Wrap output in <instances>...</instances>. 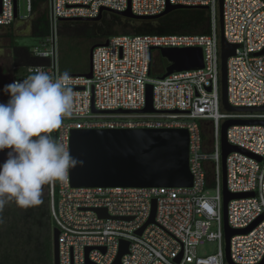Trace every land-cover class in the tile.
I'll list each match as a JSON object with an SVG mask.
<instances>
[{
  "label": "built area",
  "instance_id": "built-area-1",
  "mask_svg": "<svg viewBox=\"0 0 264 264\" xmlns=\"http://www.w3.org/2000/svg\"><path fill=\"white\" fill-rule=\"evenodd\" d=\"M169 6L204 9L208 33L117 35L98 43L92 51L91 78L69 75L75 93L73 109L51 135L68 147L72 130L186 129L192 187L75 189L68 177L64 182L46 184L51 217L59 233L58 264H114L121 242L127 243V252L120 264H226L221 125L226 120H264V112H227L221 105L219 0H26L23 16L18 0H0V29L16 22L32 23L43 13L48 22V36L29 48L32 57L47 62L14 66L11 83L26 78L29 69L62 74L56 64L61 19H92L128 9L137 17H154ZM222 28L224 40L237 46L226 64L228 104L263 107L264 53L258 54L264 51V0H223ZM186 47L201 48L202 69L164 79H159L164 70L151 73L154 51ZM148 85L157 113H113L142 110ZM226 140L260 159L240 153L226 158L227 190L253 194L228 203L229 228L246 229L260 219L250 232L230 239V260L233 264H259L264 259V126H230ZM153 200L154 223L138 235L149 220ZM94 209L103 210V215ZM204 241L215 242L216 252L197 255V247Z\"/></svg>",
  "mask_w": 264,
  "mask_h": 264
},
{
  "label": "water",
  "instance_id": "water-1",
  "mask_svg": "<svg viewBox=\"0 0 264 264\" xmlns=\"http://www.w3.org/2000/svg\"><path fill=\"white\" fill-rule=\"evenodd\" d=\"M222 2L219 0L220 23V95L221 105L227 112H264L260 108H235L227 102L226 64L234 55L236 45L228 44L222 31ZM15 3V2H14ZM183 6H169L162 14L154 17H137L126 10L114 13L128 19L155 20L171 11L185 9ZM101 14L92 19L76 18L71 21H99ZM60 21H64L61 19ZM31 24V23H30ZM30 35V34H28ZM105 43L104 45H106ZM94 44L88 51L89 70L83 76L91 78V56ZM160 56L167 63L164 74L159 79L179 72L194 71L203 68V54L199 47L161 48ZM264 51L258 55L263 54ZM93 112H96L93 110ZM113 113H157L152 106V86L146 87L145 107L140 111L117 110ZM233 125H262L264 120H226L221 125V170L223 183V222H224V253L226 264L230 260L229 242L237 234H247L260 219L246 229L234 230L227 224V205L231 200L253 196L252 193H230L226 187V158L231 153H240L260 160L259 157L230 145L226 140V130ZM188 132L178 128H136V129H83L72 130L69 134L68 149L80 163L69 170L68 180L75 189H146V188H189L192 187V175L189 170ZM7 151L0 152V163L6 159ZM43 197H48L46 185ZM155 200L147 223L137 231L140 235L145 226L154 223ZM100 216L104 211L94 209ZM58 230H52V264H58ZM127 252V243L121 242L119 254L114 264H120V258ZM179 262V259L177 260ZM264 264V259L259 263Z\"/></svg>",
  "mask_w": 264,
  "mask_h": 264
},
{
  "label": "clouds",
  "instance_id": "clouds-1",
  "mask_svg": "<svg viewBox=\"0 0 264 264\" xmlns=\"http://www.w3.org/2000/svg\"><path fill=\"white\" fill-rule=\"evenodd\" d=\"M8 96L0 103V216L14 202L22 208L43 203L44 186L67 180L69 170L80 161L52 133L71 114L75 93L67 72L49 75L29 69L26 78L3 88Z\"/></svg>",
  "mask_w": 264,
  "mask_h": 264
},
{
  "label": "trees",
  "instance_id": "trees-1",
  "mask_svg": "<svg viewBox=\"0 0 264 264\" xmlns=\"http://www.w3.org/2000/svg\"><path fill=\"white\" fill-rule=\"evenodd\" d=\"M30 30V36L36 40L48 36V22L44 13L31 23ZM207 33V14L200 8L174 10L155 20H134L103 13L96 22L63 21L57 31L61 40L80 41L83 44L81 53L86 56L92 45L117 35L164 36ZM86 44L90 45L88 49ZM11 50L13 67L47 62L45 59L32 57L28 47L14 45L13 42ZM54 227L49 197H43L41 205L29 208L19 207L14 202L9 203L0 216V264H52Z\"/></svg>",
  "mask_w": 264,
  "mask_h": 264
},
{
  "label": "rangeland",
  "instance_id": "rangeland-1",
  "mask_svg": "<svg viewBox=\"0 0 264 264\" xmlns=\"http://www.w3.org/2000/svg\"><path fill=\"white\" fill-rule=\"evenodd\" d=\"M18 11L19 15H26V0H18ZM122 17V16H121ZM124 18V17H122ZM18 22L14 24V29L16 28L14 36L11 37V42L17 46H25L31 48L33 46L38 45V41L33 39L30 35H25L28 33V30L23 31L22 27H17ZM27 27V26H26ZM9 31L5 30L4 32H0V45L1 48L5 45L10 46V38L7 36ZM16 34H23L22 36H18ZM89 44H86V48H89ZM8 48V47H7ZM83 48V44L78 40H67V39H59L57 37V47H56V64L60 72H67L69 74H85L89 70L88 65V56L83 55L81 50ZM6 52H10L8 49ZM2 58H0V62H3ZM8 62V60H5ZM166 67V61L161 58L160 53L154 51L153 52V60L151 66V73H161ZM217 250V245L215 242H207L204 241L203 244L197 247V255L206 256L215 253Z\"/></svg>",
  "mask_w": 264,
  "mask_h": 264
},
{
  "label": "flooded vegetation",
  "instance_id": "flooded-vegetation-1",
  "mask_svg": "<svg viewBox=\"0 0 264 264\" xmlns=\"http://www.w3.org/2000/svg\"><path fill=\"white\" fill-rule=\"evenodd\" d=\"M16 25L21 26L23 31H26L29 26L30 23H17ZM14 25L8 27V28H2L0 29V32H4L5 30L9 31V33L7 34V36L10 38V46L5 45L4 47L0 48L1 50L3 49V56L0 57L4 60H2L3 62H0V73L2 75L5 74L4 76V80L6 83L10 84L13 78V64H12V50H11V37L13 36V32L15 31ZM27 26V27H26ZM8 47V48H7ZM11 51V53L6 52V50ZM5 60H8L5 61Z\"/></svg>",
  "mask_w": 264,
  "mask_h": 264
},
{
  "label": "crops",
  "instance_id": "crops-1",
  "mask_svg": "<svg viewBox=\"0 0 264 264\" xmlns=\"http://www.w3.org/2000/svg\"><path fill=\"white\" fill-rule=\"evenodd\" d=\"M17 27H18V25H17ZM28 30V33L27 34H25V35H28L29 33H30V31H29V28L27 29ZM15 31H16V28H15ZM15 31L13 32V33H15ZM16 35H18V36H22L21 34L19 35V34H16ZM14 36V35H13ZM2 44V42H0V45ZM0 48H1V46H0ZM3 56V49L1 50L0 49V57H2ZM14 71H13V75H14ZM4 76H5V74L4 75H2L1 73H0V103H6L7 102V100H8V96H6L4 93H3V88H4V86L5 85H7L8 83H6L5 82V80H4Z\"/></svg>",
  "mask_w": 264,
  "mask_h": 264
}]
</instances>
